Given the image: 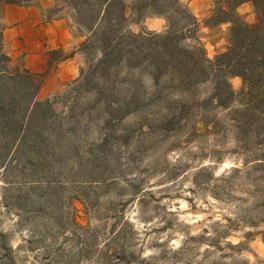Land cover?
Here are the masks:
<instances>
[{"label":"rangeland","instance_id":"374dc122","mask_svg":"<svg viewBox=\"0 0 264 264\" xmlns=\"http://www.w3.org/2000/svg\"><path fill=\"white\" fill-rule=\"evenodd\" d=\"M57 1L83 37V63L62 91H39L48 105L29 106L21 84L14 110L0 114V264H264V182L254 133L237 129V99L203 104L212 80L189 91L166 76L155 84L145 62L104 70L109 24L110 47L123 52L117 30L158 32L137 30L130 9L122 27L113 9L91 29L99 3ZM197 36L183 44L199 46ZM229 83L237 94L241 79Z\"/></svg>","mask_w":264,"mask_h":264},{"label":"trees","instance_id":"16d2710c","mask_svg":"<svg viewBox=\"0 0 264 264\" xmlns=\"http://www.w3.org/2000/svg\"><path fill=\"white\" fill-rule=\"evenodd\" d=\"M29 1L32 0H0V62L5 66L10 64V58L3 52L1 24L3 5H19ZM94 1L99 3L101 11L99 18L89 26L91 29L103 22L108 21L109 24L113 9L118 13L116 21L121 22V27L122 22L127 19L128 9L138 15L137 21L160 15L168 22V29L158 33L133 34L125 29L118 33L117 30L115 37L127 40L129 48L124 52L123 49L116 48L117 45L110 47L112 39L109 35L115 30L109 24L101 38L105 44L97 65L104 66L106 70L108 64L116 65L122 58H126L129 67L145 62L155 84L166 76L169 84L187 91L200 83L212 80L214 84L212 97L202 103L210 100L219 106H228L237 99L239 107L233 110L237 117V129L243 138L250 131L254 133L255 137L251 139V143L256 153L255 169L259 173V179L264 182V0H249L256 14V21L253 24L244 23L234 14L235 6L242 0H225L227 11L216 7L214 15L205 23L212 25L228 19L232 27L226 50L215 55L212 60L206 58L201 45L188 47L183 44L185 39L196 36L198 26L195 18L188 13L180 0H132L134 2L132 6L123 0ZM174 16H179V20L174 19ZM56 52L50 53V57ZM233 76L239 77L242 81L237 94L232 91L229 83V77ZM0 77L4 83L0 88V114H8L14 110L17 105L16 96L22 89L21 84L31 86L29 106L37 109L39 106L48 105L46 101H36L44 82L43 74L12 73L0 67ZM33 117L32 113L30 124L33 123ZM169 123L170 121L164 123V126ZM33 131L31 135L35 136L37 133ZM258 153L260 155H257Z\"/></svg>","mask_w":264,"mask_h":264},{"label":"crops","instance_id":"0c3cea01","mask_svg":"<svg viewBox=\"0 0 264 264\" xmlns=\"http://www.w3.org/2000/svg\"><path fill=\"white\" fill-rule=\"evenodd\" d=\"M225 0H180L197 22V39L205 56L212 58L228 46L232 23L225 19L212 25L205 23L214 10L227 11ZM237 18L246 24L256 21L254 6L249 0L234 8ZM2 35L12 65H22L31 74H45L40 95L62 91L64 84L79 75L83 63L80 44L83 37L71 13L57 0H34L28 5L6 4L1 18ZM137 30L160 32L168 29L164 16L153 15L133 24ZM64 53L52 59L50 53ZM232 79L240 80L233 76Z\"/></svg>","mask_w":264,"mask_h":264}]
</instances>
